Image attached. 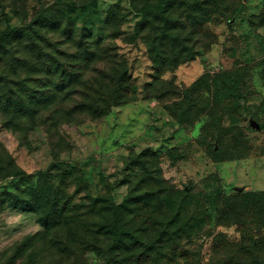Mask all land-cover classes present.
Masks as SVG:
<instances>
[{
  "label": "rangeland",
  "instance_id": "rangeland-1",
  "mask_svg": "<svg viewBox=\"0 0 264 264\" xmlns=\"http://www.w3.org/2000/svg\"><path fill=\"white\" fill-rule=\"evenodd\" d=\"M155 2L0 0V264H264V0Z\"/></svg>",
  "mask_w": 264,
  "mask_h": 264
},
{
  "label": "trees",
  "instance_id": "trees-1",
  "mask_svg": "<svg viewBox=\"0 0 264 264\" xmlns=\"http://www.w3.org/2000/svg\"><path fill=\"white\" fill-rule=\"evenodd\" d=\"M172 4H173V0H156L155 3H151L148 6V9H150L151 11H154V13H156V14H160L161 17H162V19L164 18V21L167 22V18H168L167 15H168V12H169ZM199 80L195 81L192 84V86H191L192 89L197 86ZM125 90H126V88H125ZM126 93H127V91L125 93L124 92H121V93L117 94L114 97V99H113L114 105H118V104H121V103L125 102ZM100 114L101 115H107V110L106 109H102L100 111ZM20 174H21L20 171H17V172L14 173V175H20ZM248 194L250 195L252 193H248ZM93 201L97 202V201H99V198H95V199H93ZM64 209H65V207H64ZM63 212H65V210H63Z\"/></svg>",
  "mask_w": 264,
  "mask_h": 264
}]
</instances>
